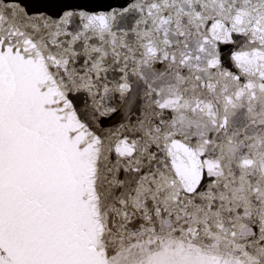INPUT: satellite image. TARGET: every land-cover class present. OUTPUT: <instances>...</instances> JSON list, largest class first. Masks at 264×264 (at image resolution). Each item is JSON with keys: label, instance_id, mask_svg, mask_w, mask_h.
<instances>
[{"label": "snow or ice", "instance_id": "1", "mask_svg": "<svg viewBox=\"0 0 264 264\" xmlns=\"http://www.w3.org/2000/svg\"><path fill=\"white\" fill-rule=\"evenodd\" d=\"M0 264H264V0H0Z\"/></svg>", "mask_w": 264, "mask_h": 264}]
</instances>
